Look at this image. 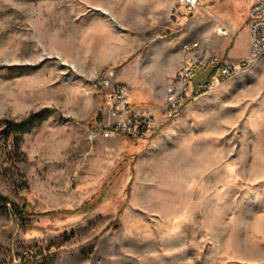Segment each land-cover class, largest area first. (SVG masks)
<instances>
[{
    "label": "rangeland",
    "instance_id": "374dc122",
    "mask_svg": "<svg viewBox=\"0 0 264 264\" xmlns=\"http://www.w3.org/2000/svg\"><path fill=\"white\" fill-rule=\"evenodd\" d=\"M250 4L0 0V264H264V56L148 135L90 137L92 77L158 113L187 41L246 56Z\"/></svg>",
    "mask_w": 264,
    "mask_h": 264
},
{
    "label": "built area",
    "instance_id": "2783aa9c",
    "mask_svg": "<svg viewBox=\"0 0 264 264\" xmlns=\"http://www.w3.org/2000/svg\"><path fill=\"white\" fill-rule=\"evenodd\" d=\"M197 0H181L192 6ZM248 53L239 60L219 57L210 52L198 39L183 44L185 58L174 73L166 91L165 101L158 113L133 104L123 83H109L112 69H103L91 78L95 87L108 84L104 108L90 137H108L115 134L144 136L157 129L163 122L175 117L191 100L215 88L227 78L250 69L264 56V0H251L248 24ZM208 67V75L192 86V79L200 67Z\"/></svg>",
    "mask_w": 264,
    "mask_h": 264
},
{
    "label": "trees",
    "instance_id": "16d2710c",
    "mask_svg": "<svg viewBox=\"0 0 264 264\" xmlns=\"http://www.w3.org/2000/svg\"><path fill=\"white\" fill-rule=\"evenodd\" d=\"M48 108H44L42 110H40L39 112H33L28 114L26 117H23L19 120H12V119H3V124L5 129L8 130V133H14L17 132L19 130H23L24 128H26L27 126H35L38 125L42 122L44 115H43V111H47ZM14 144H15V148L17 149L19 147L18 145V141L17 138H14ZM21 210V214L22 215H27L25 213V211Z\"/></svg>",
    "mask_w": 264,
    "mask_h": 264
},
{
    "label": "crops",
    "instance_id": "0c3cea01",
    "mask_svg": "<svg viewBox=\"0 0 264 264\" xmlns=\"http://www.w3.org/2000/svg\"><path fill=\"white\" fill-rule=\"evenodd\" d=\"M238 43V41H236V43L235 44H237ZM248 53V45H245V47L243 48V50H242V52H241V54L240 55H246ZM233 56H239V55H237L236 53L233 55Z\"/></svg>",
    "mask_w": 264,
    "mask_h": 264
}]
</instances>
